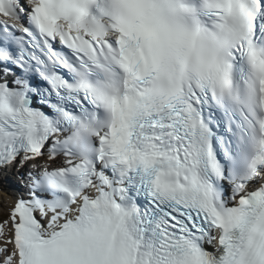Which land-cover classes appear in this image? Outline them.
<instances>
[{
    "label": "snow or ice",
    "instance_id": "1",
    "mask_svg": "<svg viewBox=\"0 0 264 264\" xmlns=\"http://www.w3.org/2000/svg\"><path fill=\"white\" fill-rule=\"evenodd\" d=\"M0 17V264H264V0Z\"/></svg>",
    "mask_w": 264,
    "mask_h": 264
},
{
    "label": "bare ground",
    "instance_id": "2",
    "mask_svg": "<svg viewBox=\"0 0 264 264\" xmlns=\"http://www.w3.org/2000/svg\"><path fill=\"white\" fill-rule=\"evenodd\" d=\"M6 177V175H4V178ZM11 178V177H10ZM0 203H1V207H0V212H6V210L8 209L9 206V198L7 197V200H3L1 197V193H0Z\"/></svg>",
    "mask_w": 264,
    "mask_h": 264
},
{
    "label": "rangeland",
    "instance_id": "3",
    "mask_svg": "<svg viewBox=\"0 0 264 264\" xmlns=\"http://www.w3.org/2000/svg\"><path fill=\"white\" fill-rule=\"evenodd\" d=\"M0 207H1V204H0ZM5 217L6 215H0V221H2Z\"/></svg>",
    "mask_w": 264,
    "mask_h": 264
}]
</instances>
